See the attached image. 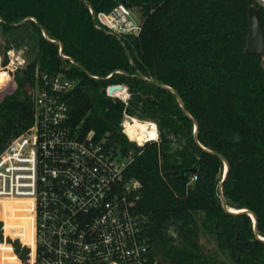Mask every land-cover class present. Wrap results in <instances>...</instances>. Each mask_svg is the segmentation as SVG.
Returning a JSON list of instances; mask_svg holds the SVG:
<instances>
[{
	"label": "trees",
	"instance_id": "obj_1",
	"mask_svg": "<svg viewBox=\"0 0 264 264\" xmlns=\"http://www.w3.org/2000/svg\"><path fill=\"white\" fill-rule=\"evenodd\" d=\"M120 1L0 0V33L8 39L0 53L28 45L29 57L15 74L16 89L0 99V153L34 123L27 85H34L37 68L64 72L78 81L64 96L69 122L120 148L130 158L126 177L142 183L139 212L149 222L151 264H229L219 251L232 264H264V241L251 215L229 212L218 190L223 155L226 203L253 212L264 238V60L246 52L249 8H258L264 30V6L254 0H128L142 11V30L119 35L100 25L97 14ZM25 28L31 37L13 42ZM156 82L182 97L199 124L198 137L176 94ZM112 85L125 86L129 98L110 94ZM126 116L156 122L159 142L137 145L125 131ZM194 173L198 178L190 182ZM13 244L26 260L28 249ZM10 250L0 241V264L16 259Z\"/></svg>",
	"mask_w": 264,
	"mask_h": 264
},
{
	"label": "built area",
	"instance_id": "obj_2",
	"mask_svg": "<svg viewBox=\"0 0 264 264\" xmlns=\"http://www.w3.org/2000/svg\"><path fill=\"white\" fill-rule=\"evenodd\" d=\"M127 1L99 12L100 25L114 34L139 35L143 20ZM254 1L264 6V0ZM15 47L0 53V74H5L0 89H15L16 72L28 64L26 46ZM35 76L34 85H27L34 123L0 153V241L16 256L7 264H151L149 222L139 212L142 183L125 175L130 158L106 137L97 139L95 130L82 134L69 122L64 96L78 81L40 68ZM123 125L125 131L128 125L139 131L145 126L149 134L141 146L160 140L154 121L126 116ZM197 178L194 173L190 182ZM14 240L28 249L26 260L16 253Z\"/></svg>",
	"mask_w": 264,
	"mask_h": 264
},
{
	"label": "water",
	"instance_id": "obj_3",
	"mask_svg": "<svg viewBox=\"0 0 264 264\" xmlns=\"http://www.w3.org/2000/svg\"><path fill=\"white\" fill-rule=\"evenodd\" d=\"M124 2V0H122ZM134 12L136 13V15L138 16L139 20H143V14L141 12V10L139 9H134ZM248 16H249V34H248V42H247V47H246V52L248 54H257L259 56H261L264 60V30H263V25L261 22V18L259 15V10L256 6H251L249 8L248 11ZM36 20L34 17H29L26 19L27 20ZM26 37H31V34L29 33L28 28H25L23 32L17 34L16 36H14L13 38V42H17L18 39H21L20 42L22 43ZM146 78V77H144ZM147 79V78H146ZM156 84L159 87L165 88V89H169L171 90L173 93L176 94L182 108L185 110V113L194 121L195 123V135L198 137L199 135V124L196 121V119H194L189 112L187 111V108L185 106V103L182 99V97L177 93V91L167 85L161 84L156 82ZM125 88V86L123 85H112L109 87V93L113 94L115 91L118 90H123ZM126 96V95H125ZM126 133L127 135L130 137V139L134 138V128L131 125H128L126 127ZM137 145L141 146L142 145V141H140L139 139H137L136 141H134ZM222 157V159L225 162V168H224V174H223V180L221 181L218 190H219V194L220 197L222 198L223 201V206L231 213H235V214H240V213H249L252 217V220L254 222L255 225V229H256V234L258 236V239L264 241V238L261 237L258 232H257V228H258V222H257V217L253 212L248 211L247 209L242 210L240 212L231 210L232 207H229V205H227L224 194H223V182L225 181V179L227 178L228 172H229V163L228 161L225 159V157H223V155H220ZM188 171L191 172H196L195 168H190L187 169Z\"/></svg>",
	"mask_w": 264,
	"mask_h": 264
},
{
	"label": "rangeland",
	"instance_id": "obj_4",
	"mask_svg": "<svg viewBox=\"0 0 264 264\" xmlns=\"http://www.w3.org/2000/svg\"><path fill=\"white\" fill-rule=\"evenodd\" d=\"M7 41H8V39L6 38V36H3V34L2 33H0V45L3 47V46H5V45H7ZM27 46V48H28V45H26ZM3 48H5V47H3ZM15 48H18V47H15ZM27 48L25 47L24 48V50H25V52L27 53ZM2 50H4V49H2ZM2 52H4V51H2ZM1 52V53H2ZM2 80H3V78H2V75H0V82L2 83ZM12 89L13 88H7V89H0V99H2V98H4L6 95H8V94H11L15 89H13V91H12ZM127 90V88H125V89H123V90H118V91H115L112 95L113 96H120V97H122L121 95H123V97L125 96V93L127 94V92L128 91H126ZM122 97V98H123ZM127 99L129 98V94H128V97H126ZM175 147H177L178 145L177 144H175L174 145ZM173 229V228H172ZM5 243V242H4ZM210 245H211V247H213L214 249H218V246H217V242L214 240V238L212 239L211 238V243H210ZM218 256L221 258V259H224V260H226L229 264H232V260H231V258L227 255V254H225V253H223V252H221V251H219V253H218Z\"/></svg>",
	"mask_w": 264,
	"mask_h": 264
},
{
	"label": "bare ground",
	"instance_id": "obj_5",
	"mask_svg": "<svg viewBox=\"0 0 264 264\" xmlns=\"http://www.w3.org/2000/svg\"><path fill=\"white\" fill-rule=\"evenodd\" d=\"M2 74H3V73H2ZM2 74H0V75H2ZM1 84H2V83L0 82V85H1ZM137 126H138V125H137ZM140 126H142V127L144 128L143 131H139V130L136 129L134 126H132V127L134 128V133H133V135H134V137H137V139H139L140 141H143L145 135H146V134L148 135L149 133H147V130L145 129V126H144V125H140ZM152 134H154V132H152ZM231 210H234V209L231 208ZM234 211L240 212V211H242V210H234Z\"/></svg>",
	"mask_w": 264,
	"mask_h": 264
}]
</instances>
